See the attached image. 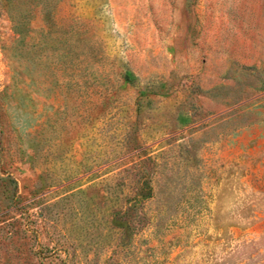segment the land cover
I'll return each instance as SVG.
<instances>
[{"label": "rangeland", "instance_id": "374dc122", "mask_svg": "<svg viewBox=\"0 0 264 264\" xmlns=\"http://www.w3.org/2000/svg\"><path fill=\"white\" fill-rule=\"evenodd\" d=\"M0 264H264V0H0Z\"/></svg>", "mask_w": 264, "mask_h": 264}]
</instances>
